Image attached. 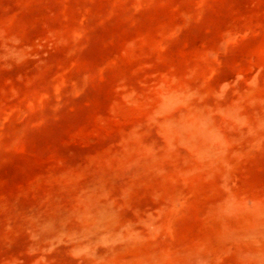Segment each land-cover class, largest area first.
Returning <instances> with one entry per match:
<instances>
[{
    "label": "rangeland",
    "instance_id": "obj_1",
    "mask_svg": "<svg viewBox=\"0 0 264 264\" xmlns=\"http://www.w3.org/2000/svg\"><path fill=\"white\" fill-rule=\"evenodd\" d=\"M0 264H264V0H0Z\"/></svg>",
    "mask_w": 264,
    "mask_h": 264
}]
</instances>
